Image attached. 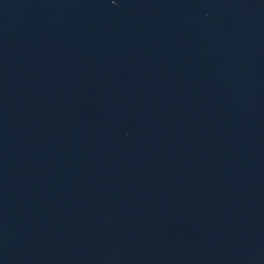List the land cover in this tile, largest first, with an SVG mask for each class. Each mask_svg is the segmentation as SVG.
I'll return each instance as SVG.
<instances>
[{
    "label": "water",
    "instance_id": "1",
    "mask_svg": "<svg viewBox=\"0 0 264 264\" xmlns=\"http://www.w3.org/2000/svg\"><path fill=\"white\" fill-rule=\"evenodd\" d=\"M0 264H264V0H0Z\"/></svg>",
    "mask_w": 264,
    "mask_h": 264
}]
</instances>
